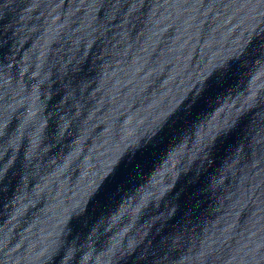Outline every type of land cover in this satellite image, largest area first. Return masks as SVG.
<instances>
[{
  "label": "water",
  "instance_id": "water-1",
  "mask_svg": "<svg viewBox=\"0 0 264 264\" xmlns=\"http://www.w3.org/2000/svg\"><path fill=\"white\" fill-rule=\"evenodd\" d=\"M0 264H264V0H0Z\"/></svg>",
  "mask_w": 264,
  "mask_h": 264
}]
</instances>
